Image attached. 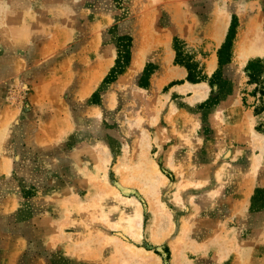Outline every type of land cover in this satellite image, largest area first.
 <instances>
[{
    "label": "rangeland",
    "instance_id": "obj_1",
    "mask_svg": "<svg viewBox=\"0 0 264 264\" xmlns=\"http://www.w3.org/2000/svg\"><path fill=\"white\" fill-rule=\"evenodd\" d=\"M256 26L264 0H0V264H264V78L247 72L264 52L237 50Z\"/></svg>",
    "mask_w": 264,
    "mask_h": 264
},
{
    "label": "trees",
    "instance_id": "obj_2",
    "mask_svg": "<svg viewBox=\"0 0 264 264\" xmlns=\"http://www.w3.org/2000/svg\"><path fill=\"white\" fill-rule=\"evenodd\" d=\"M235 20L236 18L233 16L232 23L229 28V33L226 38V41L222 45L221 49L218 51V59L220 66H223L225 64L224 62V53L228 51L232 46V38L235 33ZM122 43H121V50L118 52V58L116 60L115 67L111 70L110 74L107 76V78L104 80V83L111 84L114 83L117 80L118 75H120L123 72V69L128 66L131 62V49L133 47V39L129 35H125L122 37ZM123 49V50H122ZM175 49H177L176 41H175ZM177 63H181L185 66V68L188 71L187 80L191 83H198L199 80L203 79L201 76V73L198 71L197 66L192 62L191 60H188L186 57L182 58V55L180 52L177 51ZM179 58V60H178ZM180 60L182 62H180ZM153 67L149 64V66L146 67V69L141 73V77L139 79V84L141 87H147L146 81L149 80L151 74H152ZM154 70V69H153ZM247 72L248 76L252 83L259 84L260 80L264 78V65L263 61L260 59L251 60L248 63L247 66ZM218 72H216L212 78L210 79L209 83L212 87V92L210 96V100H214L216 98V92L214 91L215 87L217 86L220 88L219 90H222V86L218 84ZM174 85V84H172ZM260 85V84H259ZM264 81L261 82V88H263L264 92ZM264 96V93H263ZM100 96L98 93H95L93 95V104H99ZM264 111V107L257 109L256 114H259ZM157 254H160L159 252H156Z\"/></svg>",
    "mask_w": 264,
    "mask_h": 264
},
{
    "label": "bare ground",
    "instance_id": "obj_3",
    "mask_svg": "<svg viewBox=\"0 0 264 264\" xmlns=\"http://www.w3.org/2000/svg\"><path fill=\"white\" fill-rule=\"evenodd\" d=\"M229 23H230V18L228 17V15L226 13H224V15H222V18L220 19V22L218 24V32L220 35L218 37V40H217L218 43L221 41L222 37L225 35L226 30L229 26ZM250 30L251 31L246 32L245 34L239 36V38H238L239 41L237 43V50L239 51V54H241V57H247L248 55H251V54L264 52V31H262L259 26L256 29H253V30L250 29ZM140 60L142 63L143 59L141 58ZM214 67H215L214 62L213 61L210 62V72L213 71ZM206 95L207 94L205 93V96ZM152 206H153V204H152ZM142 223L143 222H141V220H140L139 223L137 224L139 228H141ZM153 230H155L154 227H153ZM153 230H152L153 233H152L151 238L153 240H156L157 239V236H156L157 233L155 234ZM134 237L137 240L141 239L140 234H134ZM159 242L160 241H157L156 244H159ZM176 247L177 246H175V249H176ZM147 254H150V252ZM147 254L144 255L145 260H146L145 262H147V264H157V261H158L157 257H155L154 255L151 256V255H147ZM175 254H174V256H175ZM177 258H176V260H177Z\"/></svg>",
    "mask_w": 264,
    "mask_h": 264
},
{
    "label": "crops",
    "instance_id": "obj_4",
    "mask_svg": "<svg viewBox=\"0 0 264 264\" xmlns=\"http://www.w3.org/2000/svg\"><path fill=\"white\" fill-rule=\"evenodd\" d=\"M229 24H230V23H229ZM228 27H229V26H228ZM227 29H228V28H227ZM226 31H227V30H226ZM219 36H220V35H219V32H218L217 35L214 36V38H215L214 41H215L216 45H220V43L222 42V40H223V38H224L225 35L222 37L221 41L218 43L217 40H218V37H219ZM216 59H217V57H216V55H214L213 58H212V61L214 62V66L216 65ZM212 61H211V62H212ZM184 75H185V74H184ZM190 86H191L192 88H196V87L199 86V85H190Z\"/></svg>",
    "mask_w": 264,
    "mask_h": 264
}]
</instances>
